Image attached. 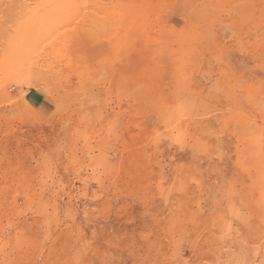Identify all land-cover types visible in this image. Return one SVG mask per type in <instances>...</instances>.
<instances>
[{
	"label": "rangeland",
	"instance_id": "1",
	"mask_svg": "<svg viewBox=\"0 0 264 264\" xmlns=\"http://www.w3.org/2000/svg\"><path fill=\"white\" fill-rule=\"evenodd\" d=\"M263 218L264 0H0V264H200Z\"/></svg>",
	"mask_w": 264,
	"mask_h": 264
},
{
	"label": "bare ground",
	"instance_id": "2",
	"mask_svg": "<svg viewBox=\"0 0 264 264\" xmlns=\"http://www.w3.org/2000/svg\"><path fill=\"white\" fill-rule=\"evenodd\" d=\"M252 230L230 229L200 264H264V218ZM222 236V235H221Z\"/></svg>",
	"mask_w": 264,
	"mask_h": 264
}]
</instances>
